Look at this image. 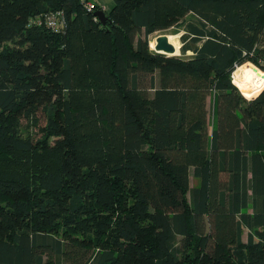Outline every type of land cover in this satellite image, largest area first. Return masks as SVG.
<instances>
[{
	"label": "trees",
	"instance_id": "1",
	"mask_svg": "<svg viewBox=\"0 0 264 264\" xmlns=\"http://www.w3.org/2000/svg\"><path fill=\"white\" fill-rule=\"evenodd\" d=\"M90 1L0 0V264H264V0Z\"/></svg>",
	"mask_w": 264,
	"mask_h": 264
},
{
	"label": "rangeland",
	"instance_id": "2",
	"mask_svg": "<svg viewBox=\"0 0 264 264\" xmlns=\"http://www.w3.org/2000/svg\"><path fill=\"white\" fill-rule=\"evenodd\" d=\"M91 2L100 5L106 13H108L112 9L113 4H114L113 0H91ZM190 18H191V15L187 16L185 18V21L190 19ZM185 21H180L177 26H174L168 30L156 31V32L148 35L147 39L149 40L150 48L154 51V48H152L151 44H150L151 40H155L157 38V36H159L161 34H166V35L170 34V35L174 36L176 42L180 46V48H179L180 53L178 55H175V56H186L187 57V55H190L191 52L186 53V55H183V53H182V46L185 44V41L183 38H184V35L186 34ZM142 36L145 37L144 33H142ZM246 63H248L249 66H250V64L254 65L252 62H246ZM256 67H257L256 65H254V67H252L253 70L255 71V77L251 80L248 90L247 91H244V90L241 91L244 94V96L248 99H251V98L257 96L258 93L264 87V83L262 84L261 80H259L260 68L259 67L256 68ZM233 82H234V73H233ZM212 99H213V96H210L208 99V103L210 105V108L212 107ZM192 183H194V181H192ZM243 233H244L243 238L246 240L247 239V229H244Z\"/></svg>",
	"mask_w": 264,
	"mask_h": 264
},
{
	"label": "built area",
	"instance_id": "3",
	"mask_svg": "<svg viewBox=\"0 0 264 264\" xmlns=\"http://www.w3.org/2000/svg\"><path fill=\"white\" fill-rule=\"evenodd\" d=\"M86 7L88 10L92 11L93 8H95V3H92L91 1L87 2ZM32 22L36 23L38 25H44L47 28H49L55 32H59L65 27L66 15H65V12L62 10L49 11V12L42 13L40 15L35 16L32 19ZM237 67H238V65L236 66V69H237Z\"/></svg>",
	"mask_w": 264,
	"mask_h": 264
},
{
	"label": "water",
	"instance_id": "4",
	"mask_svg": "<svg viewBox=\"0 0 264 264\" xmlns=\"http://www.w3.org/2000/svg\"><path fill=\"white\" fill-rule=\"evenodd\" d=\"M94 15L104 27L109 28V26L112 25V20L103 9L96 10L94 12ZM154 51L157 53L165 54L167 56H175L174 53L176 52V47L173 43L169 41L168 36L166 34H161L156 38Z\"/></svg>",
	"mask_w": 264,
	"mask_h": 264
},
{
	"label": "bare ground",
	"instance_id": "5",
	"mask_svg": "<svg viewBox=\"0 0 264 264\" xmlns=\"http://www.w3.org/2000/svg\"><path fill=\"white\" fill-rule=\"evenodd\" d=\"M167 36H168L169 41L173 43L176 47V52L174 53V55H178L180 53L179 44L176 42L174 36L170 34H167ZM155 42H156V39L150 41L152 48L155 47ZM254 77L255 76L251 73V71L247 67H245L244 65H240L237 67V69L234 72V83L240 88L241 91L243 90L247 91L249 88V84Z\"/></svg>",
	"mask_w": 264,
	"mask_h": 264
},
{
	"label": "crops",
	"instance_id": "6",
	"mask_svg": "<svg viewBox=\"0 0 264 264\" xmlns=\"http://www.w3.org/2000/svg\"><path fill=\"white\" fill-rule=\"evenodd\" d=\"M254 75V74H253ZM255 76V75H254Z\"/></svg>",
	"mask_w": 264,
	"mask_h": 264
}]
</instances>
